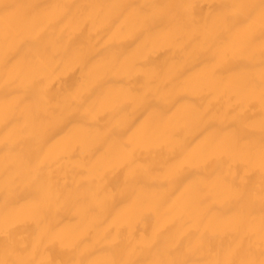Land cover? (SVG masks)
<instances>
[{
  "label": "bare ground",
  "instance_id": "bare-ground-1",
  "mask_svg": "<svg viewBox=\"0 0 264 264\" xmlns=\"http://www.w3.org/2000/svg\"><path fill=\"white\" fill-rule=\"evenodd\" d=\"M259 5L0 0V264H259Z\"/></svg>",
  "mask_w": 264,
  "mask_h": 264
},
{
  "label": "snow or ice",
  "instance_id": "snow-or-ice-1",
  "mask_svg": "<svg viewBox=\"0 0 264 264\" xmlns=\"http://www.w3.org/2000/svg\"><path fill=\"white\" fill-rule=\"evenodd\" d=\"M10 7V6H6ZM235 7H245L243 5H236ZM250 10H254L256 6H247ZM260 18L262 22V35H264V0H260ZM249 15H251V11L249 12ZM230 18L225 17V21L227 22ZM262 55H264V42H262V49H261ZM262 87H264V80H262ZM262 98H264V94H262ZM262 153H264V142H262ZM262 256H264V250H262ZM111 264H120L118 261H112ZM167 264H189L188 261H170L167 262ZM214 264H256L253 260H243V261H237L235 259H224V260H217L214 262ZM259 264H264V259H261Z\"/></svg>",
  "mask_w": 264,
  "mask_h": 264
}]
</instances>
